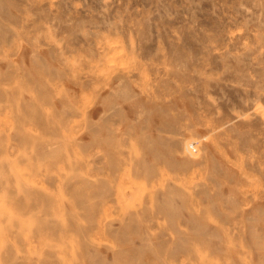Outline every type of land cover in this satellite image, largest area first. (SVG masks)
<instances>
[{
	"label": "rangeland",
	"instance_id": "rangeland-1",
	"mask_svg": "<svg viewBox=\"0 0 264 264\" xmlns=\"http://www.w3.org/2000/svg\"><path fill=\"white\" fill-rule=\"evenodd\" d=\"M0 264H264V0H0Z\"/></svg>",
	"mask_w": 264,
	"mask_h": 264
},
{
	"label": "built area",
	"instance_id": "built-area-1",
	"mask_svg": "<svg viewBox=\"0 0 264 264\" xmlns=\"http://www.w3.org/2000/svg\"><path fill=\"white\" fill-rule=\"evenodd\" d=\"M192 149H194V148H192Z\"/></svg>",
	"mask_w": 264,
	"mask_h": 264
}]
</instances>
